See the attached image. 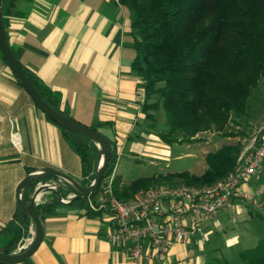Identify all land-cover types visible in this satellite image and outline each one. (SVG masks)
<instances>
[{"label":"crops","instance_id":"1","mask_svg":"<svg viewBox=\"0 0 264 264\" xmlns=\"http://www.w3.org/2000/svg\"><path fill=\"white\" fill-rule=\"evenodd\" d=\"M2 21L16 58L49 88L59 111L86 126L101 124L98 130L121 148V154L132 137L152 147L168 146L159 137L167 130L162 108L151 111L154 120L146 118V106L158 96L146 98L144 81L131 69L130 14L117 0H3ZM14 131L18 144L12 141ZM128 152L136 155L132 149ZM44 169L81 183L79 156L16 81L0 51V229L14 216L19 182ZM249 180L241 184V191L252 192ZM39 186H45L36 197L42 240L31 256L15 264H134L123 247L109 239V214L88 216L71 205L77 192L58 176H45L33 188L28 186L26 202ZM254 194L256 198L259 191ZM56 200L60 203L44 207ZM252 206L251 201L236 198L215 221L203 225L207 237L203 244L176 242L166 259L139 264H228L229 256L222 257L217 246L222 238L228 246L239 245L237 235L227 236V231L234 229L235 216L245 215V207L252 214ZM31 237L29 229L18 245Z\"/></svg>","mask_w":264,"mask_h":264},{"label":"trees","instance_id":"2","mask_svg":"<svg viewBox=\"0 0 264 264\" xmlns=\"http://www.w3.org/2000/svg\"><path fill=\"white\" fill-rule=\"evenodd\" d=\"M117 1L130 14L134 49L131 69L144 81L146 98L158 96L155 103L146 106V118L154 120L151 111L160 107L166 117L167 130L159 133V137L171 143L195 140L206 131L235 136L238 131H227V127L230 123L239 125L238 120L249 115L252 95L264 79V0ZM21 66L45 101L58 110L49 88ZM14 78L22 85L15 75ZM45 117L60 128L70 148L79 156L80 184H91L99 163L97 145ZM111 141L113 153L97 190L70 202L84 209L88 216L102 212L92 209L90 203L95 204L98 190L115 164L117 144ZM241 149L239 142L225 143L207 153V167L200 175L188 171L150 175L121 186L115 175L114 194L119 199H129L140 190L160 183H213L233 170ZM35 181L29 187L33 188ZM22 195L26 201L25 191ZM59 203L56 200L44 207L52 208ZM29 226V217L17 205L13 218L0 229V251L15 252L20 239L28 234ZM240 257L243 264H264V237ZM0 264L8 263L0 261Z\"/></svg>","mask_w":264,"mask_h":264},{"label":"built area","instance_id":"3","mask_svg":"<svg viewBox=\"0 0 264 264\" xmlns=\"http://www.w3.org/2000/svg\"><path fill=\"white\" fill-rule=\"evenodd\" d=\"M12 141L19 143L17 131L12 133ZM120 156L121 148L117 146L115 164L101 184L95 204L90 206L109 214L112 230L108 237L123 247L134 264L161 261L167 258L173 243L203 244L207 240L203 225L215 221L236 198L257 205L255 194L241 191L240 186L262 167L264 125L255 129L242 146L233 170L210 184L160 183L140 190L133 198L119 199L114 194V180ZM30 240L22 239L17 250L25 248Z\"/></svg>","mask_w":264,"mask_h":264},{"label":"rangeland","instance_id":"4","mask_svg":"<svg viewBox=\"0 0 264 264\" xmlns=\"http://www.w3.org/2000/svg\"><path fill=\"white\" fill-rule=\"evenodd\" d=\"M248 114L238 120L241 128L231 123L227 127V131H238L235 136L227 137L206 131L197 135L195 140L165 142L168 146L163 148L152 147L148 142H140L135 137L128 139L117 166L118 182L129 184L138 177L182 171L199 174L207 166V152H214L225 143L239 142L242 146L247 144L255 129L264 125V79L252 95ZM141 145H146V148ZM129 149L136 153L134 157L128 152ZM249 184L252 193L259 191L258 197L256 196L258 204L252 206V214L245 207V215L235 216L234 229L229 228L227 231V236L237 235L239 245L228 246L227 240L222 238L217 246L222 257L229 256L228 264H242L241 257L236 256L240 255L239 251L244 252L264 237V162L260 172L251 177Z\"/></svg>","mask_w":264,"mask_h":264},{"label":"water","instance_id":"5","mask_svg":"<svg viewBox=\"0 0 264 264\" xmlns=\"http://www.w3.org/2000/svg\"><path fill=\"white\" fill-rule=\"evenodd\" d=\"M2 3L3 0H0V51L10 70L20 80L22 86L29 93L33 102L40 111L51 118L60 127L82 134L83 136L93 141L97 145L99 151V163L97 165L94 179L89 185H82L72 177L53 169H44L38 172L29 173L19 182L15 190V199L17 205L27 214L30 219L29 229L32 237L28 245L21 250H16L12 253H4L0 251L1 262L15 264L31 256L40 245L43 236L42 223L37 211L36 197L37 194L41 190H43L45 186L37 187L34 190L30 200L26 202L22 199V194L28 188L29 184L34 180L40 179L45 176H58L66 180L77 192V194L73 196L69 200V202L73 201V199L75 198L87 196L97 190L101 178L109 166V161L112 156L113 150L112 141L100 130L91 128L74 120L68 115L55 109L45 101L30 77L26 74L25 70L21 66L10 45L8 44L2 21ZM58 197L61 198L60 194L58 195Z\"/></svg>","mask_w":264,"mask_h":264}]
</instances>
